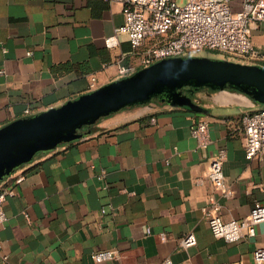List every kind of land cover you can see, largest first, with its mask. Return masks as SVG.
I'll list each match as a JSON object with an SVG mask.
<instances>
[{
    "label": "crops",
    "instance_id": "1",
    "mask_svg": "<svg viewBox=\"0 0 264 264\" xmlns=\"http://www.w3.org/2000/svg\"><path fill=\"white\" fill-rule=\"evenodd\" d=\"M231 5L239 10L242 0ZM123 22L116 0H0V126L118 78L132 46L125 33L115 47L106 38ZM252 41L264 50V22L253 25ZM193 99L201 109L148 103L102 117L84 137L2 180L0 189L13 193L4 202L0 264H255L264 222L254 237L229 242L213 234L203 208L215 200L240 220L264 203V152L247 158L241 122L258 104L229 89ZM194 120L208 122L205 147L191 133ZM221 150L231 197L208 176ZM189 232L197 244L185 247ZM100 250L116 253L96 261Z\"/></svg>",
    "mask_w": 264,
    "mask_h": 264
},
{
    "label": "built area",
    "instance_id": "2",
    "mask_svg": "<svg viewBox=\"0 0 264 264\" xmlns=\"http://www.w3.org/2000/svg\"><path fill=\"white\" fill-rule=\"evenodd\" d=\"M123 4L124 22L115 34L106 38L109 47L118 45L117 35L125 33L132 46L130 63H122L119 76L130 74L160 59L195 53L198 50H219L224 54L246 56L263 62L264 50L252 41V27L264 22V0H242V8L234 10L231 0H116ZM252 61V62H253ZM91 88L96 87L93 77ZM28 111V110H27ZM245 132V152L249 159L264 152V106L247 110L241 116ZM191 133L198 146L211 142L208 122L194 120ZM225 152L221 150L209 160L208 176L213 188L225 197L233 196L224 173ZM22 177H18L17 181ZM13 191L0 189V229L7 220L4 202ZM213 234L229 242L254 237L264 222V203L257 200L243 219L228 218L221 204L213 200L211 207L203 208ZM185 247L197 244V236L189 232L181 239ZM114 250L92 253L96 261L115 256ZM255 264H264V244L253 251ZM160 264H174L167 258ZM237 264H243L238 262Z\"/></svg>",
    "mask_w": 264,
    "mask_h": 264
},
{
    "label": "water",
    "instance_id": "3",
    "mask_svg": "<svg viewBox=\"0 0 264 264\" xmlns=\"http://www.w3.org/2000/svg\"><path fill=\"white\" fill-rule=\"evenodd\" d=\"M204 89L238 91L264 106V64L197 53L168 57L60 106L17 118L0 126V182L39 153L84 137L102 117L124 108L161 103L201 109L193 98Z\"/></svg>",
    "mask_w": 264,
    "mask_h": 264
},
{
    "label": "rangeland",
    "instance_id": "4",
    "mask_svg": "<svg viewBox=\"0 0 264 264\" xmlns=\"http://www.w3.org/2000/svg\"><path fill=\"white\" fill-rule=\"evenodd\" d=\"M195 53L201 54V55H207L215 58H224L228 60L238 61V62H244V63H252L253 60H250L246 56H238L233 54H224L219 51L204 49V50H198Z\"/></svg>",
    "mask_w": 264,
    "mask_h": 264
},
{
    "label": "trees",
    "instance_id": "5",
    "mask_svg": "<svg viewBox=\"0 0 264 264\" xmlns=\"http://www.w3.org/2000/svg\"><path fill=\"white\" fill-rule=\"evenodd\" d=\"M214 51H219V50H214ZM220 52V51H219Z\"/></svg>",
    "mask_w": 264,
    "mask_h": 264
}]
</instances>
